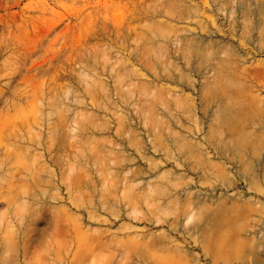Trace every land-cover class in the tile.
Returning <instances> with one entry per match:
<instances>
[{"label": "rangeland", "instance_id": "obj_1", "mask_svg": "<svg viewBox=\"0 0 264 264\" xmlns=\"http://www.w3.org/2000/svg\"><path fill=\"white\" fill-rule=\"evenodd\" d=\"M262 137L264 0H0V264H257Z\"/></svg>", "mask_w": 264, "mask_h": 264}, {"label": "bare ground", "instance_id": "obj_2", "mask_svg": "<svg viewBox=\"0 0 264 264\" xmlns=\"http://www.w3.org/2000/svg\"><path fill=\"white\" fill-rule=\"evenodd\" d=\"M259 142L262 145H264L263 137L259 139ZM206 218H207V224L210 226V229L214 233L220 232L223 227L228 226L230 223L222 209H218L216 211L211 212L210 214H208V216H206ZM230 237H231L230 235L228 237L225 236L223 239H221L220 244L223 246L228 245V243L230 242V239H229ZM207 241L208 243H210L211 239H208ZM246 254H247V251H245L244 253V251H242L241 248L235 247L234 250L230 251V253H227L226 257L228 259H242L244 258ZM257 264H264V259L258 260Z\"/></svg>", "mask_w": 264, "mask_h": 264}]
</instances>
